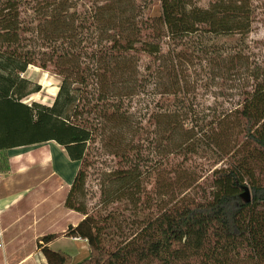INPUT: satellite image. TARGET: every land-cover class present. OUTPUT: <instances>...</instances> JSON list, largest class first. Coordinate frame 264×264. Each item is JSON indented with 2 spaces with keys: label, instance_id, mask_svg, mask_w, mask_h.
<instances>
[{
  "label": "trees",
  "instance_id": "obj_1",
  "mask_svg": "<svg viewBox=\"0 0 264 264\" xmlns=\"http://www.w3.org/2000/svg\"><path fill=\"white\" fill-rule=\"evenodd\" d=\"M255 2L0 0V150L55 141L80 162L66 205L85 217L67 233L88 242L81 264H234L243 249L264 264V60L251 61L244 43L221 42L249 35L258 9L264 17V1ZM30 66L60 78L51 107L22 102L41 91L22 77ZM208 91L212 108L202 102ZM220 98L228 106L213 108ZM96 145L131 203L143 197L152 148L163 152L157 172L170 178H157L171 189L203 146L217 163L233 162L211 172L208 198L169 202L108 246L114 218H94L79 200ZM56 238L41 240L47 263L72 264L48 247Z\"/></svg>",
  "mask_w": 264,
  "mask_h": 264
},
{
  "label": "crops",
  "instance_id": "obj_2",
  "mask_svg": "<svg viewBox=\"0 0 264 264\" xmlns=\"http://www.w3.org/2000/svg\"><path fill=\"white\" fill-rule=\"evenodd\" d=\"M31 68L41 71L30 66L22 77L38 84L44 99L43 84L25 76ZM55 97L50 103L33 102L51 107ZM79 167L55 141L0 150V264H48L41 240L50 235L57 238L48 247L68 253L72 264L90 253L85 239L67 236L85 218L66 205ZM61 241L75 249L66 251Z\"/></svg>",
  "mask_w": 264,
  "mask_h": 264
},
{
  "label": "rangeland",
  "instance_id": "obj_3",
  "mask_svg": "<svg viewBox=\"0 0 264 264\" xmlns=\"http://www.w3.org/2000/svg\"><path fill=\"white\" fill-rule=\"evenodd\" d=\"M255 4L259 5L260 1L255 0ZM193 2L200 6H205L209 0H193ZM221 42H228L230 44L244 43L245 53L250 56V60L260 61L264 60V17L262 10L258 9L256 21L254 22L252 31L241 40L240 37L224 38ZM25 76L31 77L35 81H39L43 84L47 96L43 99L41 94H32L24 101L31 103L33 101H41L44 103H50L52 98L57 94L60 84V78L49 72L43 73V70L39 71L34 68L28 70ZM213 89V88H212ZM234 92V91H233ZM55 93V94H53ZM211 91L203 94L202 102L205 106L211 107L214 104V99L210 97ZM235 99V97H233ZM228 99L220 98L216 101L213 108L221 110L224 106H228L230 101ZM231 100V99H230ZM200 120L206 116H197ZM208 120H212L211 117ZM199 155H196L191 163H184L182 165V171L180 175V182L178 184H172L171 189L168 182H163L161 178H157L158 175L169 181L170 174L165 168H161L157 172V161L161 159L163 152L159 153V149L154 150L152 148L149 153V158L152 162L144 165L143 170L151 171L148 176H145L142 184V199L139 203H131L130 200L121 199L123 196V189H119V184L109 181L108 176L115 169V164L111 158L104 155L102 149L96 145L91 153L88 167L85 168L87 172V179L85 185V191L83 195L79 197L80 202L84 203L89 210V213L94 218L104 219L105 216L111 215L114 218L112 223L107 225L106 229V241L108 246H114L117 243L127 238L128 235L133 233L137 226L141 223L146 215H152L157 213L169 202H196L208 198L213 190L211 172L216 168L225 167L228 163L233 162L231 158H226L222 162L217 163L216 154L217 151L209 147L204 146ZM247 151H241L239 156H243ZM180 160L182 158H179ZM156 161V162H155ZM194 174V175H192ZM192 175V179L188 182L192 184L191 187L183 185L185 178ZM258 178L264 179V173L259 174ZM156 180H160L159 183ZM246 184L250 186L249 182ZM132 189V186L129 190ZM129 194V191H128ZM66 251L72 252L75 248L68 241H61L59 243ZM90 253L83 256L79 262L81 264L84 259H88ZM234 264H254L248 255L246 250L241 252L234 259Z\"/></svg>",
  "mask_w": 264,
  "mask_h": 264
},
{
  "label": "water",
  "instance_id": "obj_4",
  "mask_svg": "<svg viewBox=\"0 0 264 264\" xmlns=\"http://www.w3.org/2000/svg\"><path fill=\"white\" fill-rule=\"evenodd\" d=\"M241 199L245 203H250L252 200L251 192L248 186H243V192L241 194Z\"/></svg>",
  "mask_w": 264,
  "mask_h": 264
},
{
  "label": "bare ground",
  "instance_id": "obj_5",
  "mask_svg": "<svg viewBox=\"0 0 264 264\" xmlns=\"http://www.w3.org/2000/svg\"><path fill=\"white\" fill-rule=\"evenodd\" d=\"M53 94H55V93H53Z\"/></svg>",
  "mask_w": 264,
  "mask_h": 264
}]
</instances>
